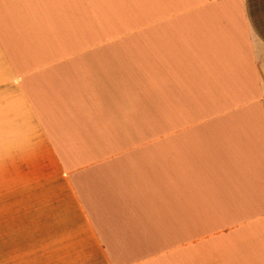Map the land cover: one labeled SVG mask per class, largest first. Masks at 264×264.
Here are the masks:
<instances>
[{
    "label": "crops",
    "instance_id": "1",
    "mask_svg": "<svg viewBox=\"0 0 264 264\" xmlns=\"http://www.w3.org/2000/svg\"><path fill=\"white\" fill-rule=\"evenodd\" d=\"M20 262L264 264V0H0Z\"/></svg>",
    "mask_w": 264,
    "mask_h": 264
},
{
    "label": "rangeland",
    "instance_id": "2",
    "mask_svg": "<svg viewBox=\"0 0 264 264\" xmlns=\"http://www.w3.org/2000/svg\"><path fill=\"white\" fill-rule=\"evenodd\" d=\"M1 256H2V258H3V257H5V256H7V254L2 253ZM22 263H23V262H20V264H22ZM14 264H15V263H14ZM18 264H19V263H18Z\"/></svg>",
    "mask_w": 264,
    "mask_h": 264
}]
</instances>
